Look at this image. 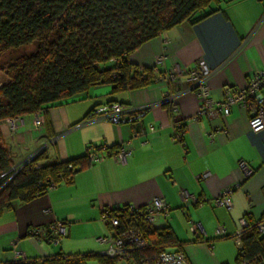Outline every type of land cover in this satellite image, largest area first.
I'll list each match as a JSON object with an SVG mask.
<instances>
[{
    "label": "crops",
    "instance_id": "obj_1",
    "mask_svg": "<svg viewBox=\"0 0 264 264\" xmlns=\"http://www.w3.org/2000/svg\"><path fill=\"white\" fill-rule=\"evenodd\" d=\"M212 9L218 11L206 20L194 25L183 23L145 43L130 56L131 63L144 72L153 70L156 60L163 56L160 73H164L176 66L191 69L204 61L213 70L208 84L211 99L217 103L224 101L228 90L246 88L253 76L264 70V0H220ZM189 87L183 80L174 83L173 89L179 94L175 99L178 114L160 104L169 86L157 80L147 87L118 93L113 85L93 87L47 108L42 128L35 126L34 115L22 118L16 132L3 122L1 133L15 166L43 147H47L43 164L83 159L85 148L91 144L107 143L110 149L105 154L117 152L121 144L132 139V125L85 122L94 108L106 103L150 107L142 121L157 131L132 145L126 166L111 158L85 165L71 183L30 202L13 203L0 217V264L15 261L10 250L15 240H22L20 249L28 260L59 253L101 255L105 248L98 239L111 232L101 221L102 210L139 208L155 197L164 198L170 206L168 220L155 226L174 233L177 244L169 250H181L190 264H237L233 240L221 239L217 230L223 226L231 236L242 218H264V131L252 132L249 114L239 106H234L228 117L197 118L200 99ZM176 119L185 123L184 146L173 140ZM240 162L253 168L250 179L243 177ZM206 172L209 178L199 180ZM236 183L241 189L232 197V209L216 207V198ZM181 190L196 195L203 205L184 210ZM57 221L70 223L61 246L28 236L31 229L47 228ZM191 222L201 227L208 244L199 242L190 231Z\"/></svg>",
    "mask_w": 264,
    "mask_h": 264
},
{
    "label": "trees",
    "instance_id": "obj_2",
    "mask_svg": "<svg viewBox=\"0 0 264 264\" xmlns=\"http://www.w3.org/2000/svg\"><path fill=\"white\" fill-rule=\"evenodd\" d=\"M219 2L0 0V62L6 54L36 47L34 53L16 59L8 68L10 81L0 87V127L9 119L45 113L47 108L98 85H113L115 93L147 87L154 81V71L140 72L130 56L183 23L194 25L206 20L218 11L212 7ZM45 161L43 152L8 181L15 164L0 129V217L13 203L30 202L71 183L85 165H91L86 154L83 159L67 162L43 164ZM142 232L149 248L131 254L128 260L59 253L47 259L26 258L5 264H88L92 259L99 264L129 260L142 264L177 244L170 228L143 226ZM244 246V251L238 252L237 264L242 260L256 263L257 259L264 264V235L254 226L245 235Z\"/></svg>",
    "mask_w": 264,
    "mask_h": 264
},
{
    "label": "built area",
    "instance_id": "obj_3",
    "mask_svg": "<svg viewBox=\"0 0 264 264\" xmlns=\"http://www.w3.org/2000/svg\"><path fill=\"white\" fill-rule=\"evenodd\" d=\"M165 58L159 57L153 68L154 82L157 80L164 81L169 86V91L162 97L160 104L166 105L172 114H178L179 108L175 103L177 91H174V83L178 80H183L190 84L189 89L194 90L200 99V108L197 118L202 116L223 115L230 116L231 110L234 106H239L247 110L249 114V126L252 132L259 133L264 131V70L256 73L246 88L242 90H228L223 102L217 103L211 99L210 88L208 81L213 75V70L201 61L194 68H182L176 66L169 71L160 73V67L164 66ZM150 107L135 108L132 106L120 103H106L96 107L91 111L85 122H108L110 124L121 126L123 124H130L135 129L132 139L119 146L117 152L113 154H105L110 147L107 143L93 144L85 148V154L90 164H96L105 161L107 158L113 159L122 166L128 164V158L132 156V145L140 140L142 137H147L148 133L152 134L157 131L154 126L149 128L143 124V118L149 111ZM34 123L37 128H42L45 124V113L40 112L35 115ZM21 119H9L6 123L12 132H16ZM174 135L173 140L178 144L184 146L185 144V123L182 120L176 119L173 124ZM55 143V140L53 141ZM145 144V142L143 143ZM47 147H43L36 154L20 162L11 170L12 180L23 168L39 154L46 151ZM239 167L243 177L248 180L253 174L254 170L246 162H240ZM210 174L208 172L199 176V180L208 179ZM53 187V186H52ZM51 187V188H52ZM54 188V187H53ZM241 189V186L236 183L229 186L223 194L216 198L214 204L216 207L231 210L233 207L232 197L235 191ZM179 197L182 203V208L188 210L189 207L202 206L204 201L196 195L188 191L181 190ZM170 214V206L167 201L161 197H155L146 206L135 207L125 206L117 208H104L101 212V221L111 232L104 237L98 239L100 246L105 249L102 256L116 260H128L131 254L144 251L149 248L148 242L145 239L142 227L154 228L160 221H167ZM69 222L57 221L50 224L47 228H33L29 231L28 236L37 240L38 242L45 241L53 245H61L63 239L67 235ZM255 227L257 231L264 235V218L251 223L248 217L239 220V227L237 231L229 236L226 229L220 226L217 230L221 239H232L238 252L244 251V237ZM190 231L196 236L199 242L208 244L205 236L202 233L201 227L191 222ZM202 233V236H201ZM22 240H15L10 244L11 251L14 255V260H25L27 257L25 252L20 249ZM259 259H257L258 261ZM257 261L251 262L249 260H242L240 264H259ZM142 264H190L186 255L181 250H166L152 261L144 260Z\"/></svg>",
    "mask_w": 264,
    "mask_h": 264
},
{
    "label": "rangeland",
    "instance_id": "obj_4",
    "mask_svg": "<svg viewBox=\"0 0 264 264\" xmlns=\"http://www.w3.org/2000/svg\"><path fill=\"white\" fill-rule=\"evenodd\" d=\"M35 50H36V47L33 46V47H29V48L20 50L18 52H13V53L6 54L3 56L2 61L0 62V87L9 83V81H10L9 76H8L9 66L12 65L16 59H18L22 56H25V55H30V54L34 53ZM88 264H99V263H98V261L92 259Z\"/></svg>",
    "mask_w": 264,
    "mask_h": 264
}]
</instances>
